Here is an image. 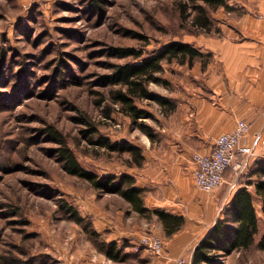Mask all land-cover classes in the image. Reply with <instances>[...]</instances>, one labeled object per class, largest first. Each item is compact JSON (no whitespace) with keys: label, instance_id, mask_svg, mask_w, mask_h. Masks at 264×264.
<instances>
[{"label":"rangeland","instance_id":"1","mask_svg":"<svg viewBox=\"0 0 264 264\" xmlns=\"http://www.w3.org/2000/svg\"><path fill=\"white\" fill-rule=\"evenodd\" d=\"M90 2L0 0V264H105L107 256L86 232L96 230L95 223L105 241L115 233L111 237L125 253L123 261L110 264H150L152 253L140 245V236L154 233L163 239L155 216L127 211L121 221L116 209L125 203L119 196L100 193L65 172L49 130L62 134L86 170L99 177L124 172L131 154L84 139L81 130L89 125L79 117L96 126L93 138L133 144L147 135L141 123L157 121L160 106L137 99V107L150 116L132 122L112 104L114 86L101 84V77L116 63L138 61L118 58L112 49L133 47L149 55L172 40H197L208 29L195 24L198 12L187 0H99L98 10ZM180 3L188 5L182 15ZM206 61L191 68L165 62L161 77L168 84L151 82L148 88L167 98L189 69ZM69 209L83 217L81 223ZM121 228L127 232L122 237ZM257 240L219 260L264 264Z\"/></svg>","mask_w":264,"mask_h":264},{"label":"crops","instance_id":"2","mask_svg":"<svg viewBox=\"0 0 264 264\" xmlns=\"http://www.w3.org/2000/svg\"><path fill=\"white\" fill-rule=\"evenodd\" d=\"M226 1L230 10L221 6L211 11L213 24L208 25V32L190 41L209 54L207 61L189 69V75L168 94L174 108L159 107L157 121L148 126L147 135L133 143L140 149L141 163L124 170L144 189L145 207L184 218L182 227L169 237L159 223L163 251L151 252L150 264H190L194 247L222 217L221 208L231 202L239 188L252 193L255 211L262 217L261 201L249 181L255 178L251 173L254 162L264 159V144L255 143L264 127V0ZM237 119L249 124L240 143L251 148L246 169L240 173L228 169L219 188L200 190L194 181L192 155L209 153L215 138L231 131ZM244 157L245 153L238 151L234 160ZM123 202L125 206L116 209L121 221L126 219L127 211L138 214ZM120 230V237L127 233ZM111 235L115 233L108 234L109 242L115 240Z\"/></svg>","mask_w":264,"mask_h":264},{"label":"trees","instance_id":"3","mask_svg":"<svg viewBox=\"0 0 264 264\" xmlns=\"http://www.w3.org/2000/svg\"><path fill=\"white\" fill-rule=\"evenodd\" d=\"M187 1L191 8L198 12L194 17L195 24L207 29H209L211 11L221 6L226 10L231 8L226 0ZM98 2L99 0H91L90 4L93 10L100 8ZM187 6L186 3L179 4L181 15ZM112 52L118 58L130 57L132 60H138L137 62L116 63L112 65L113 69L110 73L101 77V84L114 86L110 90L112 104L121 113L128 116L132 122L150 116L147 109L137 107V99L155 101L166 110L174 108V103L168 98L158 95L148 88V84L151 82L168 84L166 79L161 77L165 62L176 61L180 64L186 62L190 67L195 61H200L209 55L201 52L192 44L180 40L169 41L160 50L149 55H144L141 50L133 47H115ZM106 113L109 111L106 110ZM79 120L89 125L81 130L84 139L100 148L130 153L131 155L127 159L128 166L141 163L143 157L139 147L126 141L113 143L108 137L101 135L93 138L94 134L98 132L96 126L88 121L87 117H79ZM140 127L148 132L147 125L141 123ZM49 136L58 145L57 158L65 172L84 179L100 193L119 196L130 205L131 210L139 215L155 216L166 237L171 236L182 227L184 224L182 216L162 210L148 209L144 206V189L136 185L133 175L122 172L118 175L109 174L99 177L94 172L82 167L60 132L53 128L49 130ZM251 173L255 178L249 181V184H252L255 194L261 201L262 217L258 216L255 211L252 193L246 188H239L231 202L223 207L222 217L215 221L210 231L194 247L190 264H222L219 258L233 251L249 248L255 243L257 237V245L264 249V159L254 162ZM69 210L70 216L81 223L83 217L76 210ZM86 232L96 241L98 249L107 257L115 261L124 260L125 253L116 242L105 241L94 229L86 228Z\"/></svg>","mask_w":264,"mask_h":264},{"label":"built area","instance_id":"4","mask_svg":"<svg viewBox=\"0 0 264 264\" xmlns=\"http://www.w3.org/2000/svg\"><path fill=\"white\" fill-rule=\"evenodd\" d=\"M249 124L244 119H237L231 131L219 134L209 153L195 152L192 155L194 163L193 176L196 186L206 192L219 188L224 181V174L228 169L240 173L247 167V155L252 154L251 148L240 145ZM256 144H264V127L256 135ZM238 151L245 153L243 160L235 161L234 157ZM140 245L155 254L163 251V239L154 233H144L139 238ZM184 263V260H180ZM112 259L107 257L105 264H110Z\"/></svg>","mask_w":264,"mask_h":264}]
</instances>
